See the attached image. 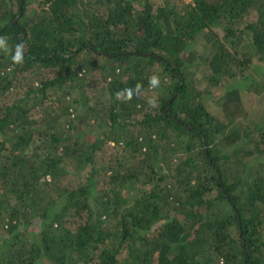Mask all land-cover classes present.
Here are the masks:
<instances>
[{"label": "trees", "instance_id": "16d2710c", "mask_svg": "<svg viewBox=\"0 0 264 264\" xmlns=\"http://www.w3.org/2000/svg\"><path fill=\"white\" fill-rule=\"evenodd\" d=\"M0 37V264H264V114L242 98L264 85L240 78H264V0H0Z\"/></svg>", "mask_w": 264, "mask_h": 264}, {"label": "rangeland", "instance_id": "374dc122", "mask_svg": "<svg viewBox=\"0 0 264 264\" xmlns=\"http://www.w3.org/2000/svg\"><path fill=\"white\" fill-rule=\"evenodd\" d=\"M169 1V0H168ZM171 2L177 4L178 6L182 3V2H187L188 0H170ZM256 8H254L253 10H255ZM258 15V10H255L254 13L252 12V19L253 17H257ZM253 67L258 68V65L255 64ZM154 69V73H156L155 75H159V69L158 68H153ZM27 77V76H26ZM200 80L197 81L198 86L202 87L204 89V87H206V80L202 77V76H198ZM249 77H258V82L262 83V85H264V78H261L260 76H256L254 74V72H252L251 70H248L247 72H245L244 74L240 75V78L243 80L248 81L250 78ZM31 80V78H30ZM22 81H24V83H21ZM17 80V85L21 86L24 84H27V79L26 80ZM26 82V83H25ZM100 89V88H99ZM99 89H95V92L93 95V97H91L90 94V107L88 108V110L86 111L87 115L84 118L83 121H80L81 126L83 127L82 130H84V137L87 138H91L92 140L95 138V136L99 135L100 133V126L101 124L108 118V110H107V100L110 97L107 94H101L100 92H98ZM220 90H222L221 88H213L211 89V95L206 96V105L208 107L209 112H216L217 111V105L216 102L218 99V96L220 95ZM243 91V90H242ZM50 93V92H49ZM113 94V93H112ZM111 94V96H112ZM142 95V100L144 102H148L152 99H154L155 96V92L148 87V90L142 91L141 93ZM242 98L246 104V107L248 109V117L243 121V123L245 124H253V123H259L260 121H262L263 119V114H264V92L262 93H257V94H250L247 92L242 93ZM133 97V95H132ZM141 99V98H140ZM129 104H131V102H127ZM48 104V103H47ZM128 104V105H129ZM49 105V104H48ZM85 111V109H84ZM75 117V122L77 123L78 119L80 120V116L78 115H74ZM38 144V141H34L28 148L29 152L32 151H36L39 152V150L37 149L36 145ZM108 144V143H107ZM109 148L106 149V153H104L101 158L98 159V162L96 163V170L102 171V173L105 171L106 167L108 166L109 163H111V165L116 164L117 161H115L117 159V157L120 158L121 155H123L125 153L124 147H122V145H115L113 146V143H110L108 145ZM41 154H43V151L41 152ZM254 161V160H253ZM83 170L86 171H90V167H85ZM243 166L242 164L239 163V165L237 163H234L231 166V171L234 172H238V173H243ZM111 173V171H107V175H109ZM102 175V174H101ZM61 183V184H60ZM66 183V178H61L58 182H56V185L59 187H56L55 185H53V190L49 188H47L49 190V192L51 193V195H55L58 190L65 185ZM120 184H122V181L120 182ZM51 190V191H50ZM131 196H133L131 194ZM139 197H142L141 195ZM5 246L4 245H0V250L4 249Z\"/></svg>", "mask_w": 264, "mask_h": 264}, {"label": "clouds", "instance_id": "9594fccd", "mask_svg": "<svg viewBox=\"0 0 264 264\" xmlns=\"http://www.w3.org/2000/svg\"><path fill=\"white\" fill-rule=\"evenodd\" d=\"M10 46L7 43V39L5 37H0V51L4 52V53H8L10 52ZM24 45L23 44H18L15 46V52L12 55V62L14 64H20L22 65L24 62ZM149 85L152 88H157L160 85V78L158 75H153L149 78ZM141 86L137 85V89H139ZM126 94V96H125ZM133 95V90L132 89H124L121 91H118L116 93V98L119 100L121 99L122 96L125 97V99H131ZM149 104L152 107L156 106V102L154 100H150Z\"/></svg>", "mask_w": 264, "mask_h": 264}]
</instances>
